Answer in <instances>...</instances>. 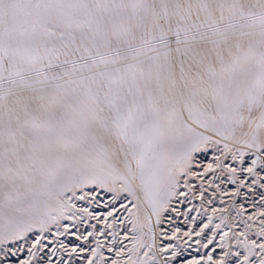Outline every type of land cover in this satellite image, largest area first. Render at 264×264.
Listing matches in <instances>:
<instances>
[{"label":"snow or ice","instance_id":"obj_1","mask_svg":"<svg viewBox=\"0 0 264 264\" xmlns=\"http://www.w3.org/2000/svg\"><path fill=\"white\" fill-rule=\"evenodd\" d=\"M0 264H264V0H0Z\"/></svg>","mask_w":264,"mask_h":264}]
</instances>
